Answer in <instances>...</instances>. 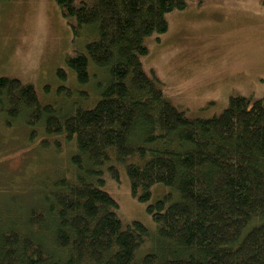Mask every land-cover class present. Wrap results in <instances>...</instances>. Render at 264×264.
<instances>
[{
	"label": "trees",
	"instance_id": "obj_1",
	"mask_svg": "<svg viewBox=\"0 0 264 264\" xmlns=\"http://www.w3.org/2000/svg\"><path fill=\"white\" fill-rule=\"evenodd\" d=\"M188 1L56 0L88 39L67 60L86 91L61 87L63 103L44 104L0 78L4 127L23 121L43 149L70 150L38 177L33 205L2 198L0 264H264V102L232 97L220 115L191 118L143 68L145 40ZM119 169L154 229L119 218L103 189ZM155 186L168 193L151 203Z\"/></svg>",
	"mask_w": 264,
	"mask_h": 264
},
{
	"label": "rangeland",
	"instance_id": "obj_2",
	"mask_svg": "<svg viewBox=\"0 0 264 264\" xmlns=\"http://www.w3.org/2000/svg\"><path fill=\"white\" fill-rule=\"evenodd\" d=\"M166 19L168 32L145 40L148 54L141 61L175 107L208 119L232 97L264 102V0H190ZM86 43L84 35L75 38L56 0L0 1V78L32 85L41 103L61 105V87L86 91L67 62L84 53ZM41 138L31 139L23 121L5 128L0 120V202L19 194L18 201L33 205L38 177L68 158V148L43 149ZM106 175L103 189L118 203L122 223L154 229L146 204L131 195L125 169H119V180ZM166 193L155 186L151 203Z\"/></svg>",
	"mask_w": 264,
	"mask_h": 264
}]
</instances>
